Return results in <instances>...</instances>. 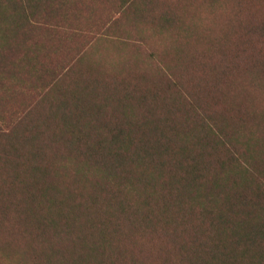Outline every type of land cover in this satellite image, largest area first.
Listing matches in <instances>:
<instances>
[{"label": "trees", "instance_id": "obj_1", "mask_svg": "<svg viewBox=\"0 0 264 264\" xmlns=\"http://www.w3.org/2000/svg\"><path fill=\"white\" fill-rule=\"evenodd\" d=\"M17 1L0 0L6 44L35 15ZM117 1L112 20L131 22L159 0ZM235 1L225 34L235 46L229 64H210L197 78V64L189 67V55L181 62L179 47L171 72L161 66L156 78L134 82L124 78L122 55L82 69L96 38L92 23L64 7L63 24L36 13L70 36L88 29L89 41L60 68L29 57L27 73L42 82L37 100L0 127V192L27 196L0 204L1 216L18 209L31 238L19 264H264V102L242 104L229 82L233 68H242L257 87L254 99L264 94V19L244 10L249 0H206L202 18L213 26ZM192 33L212 43L201 51L210 63L221 36L198 26Z\"/></svg>", "mask_w": 264, "mask_h": 264}, {"label": "rangeland", "instance_id": "obj_2", "mask_svg": "<svg viewBox=\"0 0 264 264\" xmlns=\"http://www.w3.org/2000/svg\"><path fill=\"white\" fill-rule=\"evenodd\" d=\"M246 2L244 10L247 7V12L260 15L261 17L257 18V21L264 19V3L259 0ZM17 3L19 5L25 3L29 13L49 14V22L58 21L63 24V19L66 17H62V7H64L83 24L89 26L92 23V30L96 34V38L92 42L94 44H91L90 49L84 54L87 65L82 69L87 71L91 67L90 62L99 57L106 56L120 60L122 55L127 58L126 61L129 60L128 67H125L124 78L131 82L140 76L156 78L163 71L161 66L166 67V72H171L170 65L175 60L174 48L181 47L183 49L181 62L189 55L191 57L189 67L197 64L196 71L194 70L197 72V78L209 70L210 64H225L226 62L229 64L235 54V46L227 45L228 36L225 34L226 30L231 27L235 16H233V9L238 8L236 1V5L232 4L230 9L221 10L214 16L213 26L207 24L206 18H202L206 13V0H192L191 3L186 0H176V3L173 0H159L152 7L144 10V16L141 19L131 22L122 18L112 20L114 12L119 10V1L117 0H18ZM170 4L173 7H170ZM170 8L172 9L170 10ZM32 9L35 10L31 11ZM175 9L179 11V14ZM35 15L31 16V20L26 23L24 30L18 31L16 39H12L10 36V43L7 44L0 40V70L3 71L0 74L1 130H7V121L12 117L14 111L37 100V93L42 82L27 73L28 63L31 62L29 57L37 55L39 62L45 64L46 68H60L63 62L72 58L76 48H80L82 43L88 40V37L85 36L89 32L88 29L84 28L85 31H82L84 34L70 36L68 33L62 32L63 30H59L60 28L55 31L49 28L46 25L47 17L38 19ZM168 16H178V19L176 17L172 19L177 22H168L167 20H170ZM201 19L205 20L206 25L201 24ZM106 22H110L111 25L103 30ZM197 26L199 30L203 28V32L207 28H211L213 37L216 35L217 39L221 36V41L219 40L222 45L220 52H215L213 49V53L210 54V63L209 58L203 56L204 52L201 51L204 50L207 43L208 48L212 43L194 40L196 35H193L192 32L196 30ZM232 26L236 30L240 27L238 22L232 23ZM188 28L189 30H187ZM18 44L21 45V48H18ZM19 68L22 72L15 77L11 76L10 70ZM233 69L237 70L229 79L230 86L233 89H239L242 104L248 105L255 102L256 108H260L264 102V94L261 93L263 96L260 94L254 99L258 94L252 88L257 87L251 83L250 75L248 76L242 68L235 67ZM75 75L76 71L73 76ZM5 137V135L3 138L1 137L2 140ZM27 149L29 148L24 147L25 151ZM4 178L5 174L0 171V183L4 181ZM58 178L63 180L62 183L67 182L65 175ZM73 185L81 187L82 184L77 181L73 182ZM17 190V193L11 196L1 191L0 204L8 198L19 201L27 198L23 189ZM17 213L18 209H11L7 216L0 215V264H19L22 254L25 253L31 242L25 225L17 219Z\"/></svg>", "mask_w": 264, "mask_h": 264}]
</instances>
